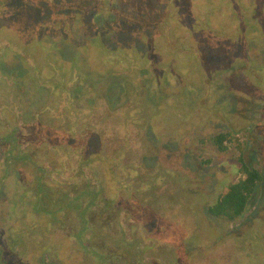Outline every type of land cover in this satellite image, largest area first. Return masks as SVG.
I'll list each match as a JSON object with an SVG mask.
<instances>
[{
	"label": "rangeland",
	"instance_id": "rangeland-1",
	"mask_svg": "<svg viewBox=\"0 0 264 264\" xmlns=\"http://www.w3.org/2000/svg\"><path fill=\"white\" fill-rule=\"evenodd\" d=\"M46 1L0 0V26L25 30L35 24L25 37L37 36L45 47H37L43 53H35L40 68L33 78L26 77L30 69L19 55L10 51L0 58L2 72L16 71L23 83L9 95L3 89L7 97L0 116L12 126L16 116L8 108L26 109L30 119L45 101L56 102L59 91L43 82L60 76L78 91L72 126L96 130L95 148L109 151L97 158H115L114 177L108 166L99 167L104 182L99 179L98 189L129 184L125 193L133 204L125 200V208L133 211L137 224L130 234L155 242L140 253L127 249L128 255L153 256L163 263L173 259L174 264H264V0H163L166 5L133 0L126 12L139 25L111 16L114 24L89 32L83 26L65 32V12L48 15L52 4ZM79 1L58 3L76 7ZM246 24L252 27L246 36L228 32L221 41L208 29ZM72 51L78 56L76 71ZM48 52L57 68L47 62ZM7 130L0 126V136ZM225 131L241 133L245 162L263 176L234 224L210 216L208 207L238 179L239 164L232 158L238 151L231 146L225 154L201 142ZM85 137L93 144V135ZM11 163L5 166L10 169ZM13 171L1 174L0 264L77 263L71 248H84L58 238L54 225L35 222L31 209L37 210L38 203Z\"/></svg>",
	"mask_w": 264,
	"mask_h": 264
},
{
	"label": "trees",
	"instance_id": "trees-1",
	"mask_svg": "<svg viewBox=\"0 0 264 264\" xmlns=\"http://www.w3.org/2000/svg\"><path fill=\"white\" fill-rule=\"evenodd\" d=\"M60 1L47 0L46 2L52 4H49L47 14L59 17V11H64L65 32L69 31L70 26L73 28L83 26L88 32L99 30L103 25L106 27L114 24L111 16L114 19H122L121 24L139 25L134 16L126 12L129 11V5L134 4L133 0H80L76 7L68 6V2L58 3ZM159 1L162 2L163 0ZM58 7L60 8L57 9ZM148 8L150 9V6ZM108 17L109 19L106 21ZM99 21L102 22V25L98 23ZM33 26L25 28V30L22 28L13 30L5 28V25L0 26V58L10 51L19 55L23 62L29 66L30 73L29 70L26 73L28 78H33V71L37 73L40 68V65L35 64L37 59L35 53L40 52L41 56L43 51H38L37 47L45 48L42 41L38 42L37 36H31L27 41L25 36L27 31L32 30ZM57 26L61 27L62 25L58 23ZM199 29L205 28L201 26ZM208 29L211 32L210 37H217L221 41L220 36H223L224 33L238 31V36H246L252 27L246 24L245 28L241 29L234 27L220 31L212 30L210 27ZM96 34L95 37L100 38L98 31ZM19 40L21 41L19 42ZM83 47L85 49L87 46L84 44ZM108 52L106 50V53ZM48 54L50 55L49 58L44 53L48 59L47 62L52 63V68H57V62L52 61L53 56L49 52ZM69 54L74 57L73 61L76 64L72 63L71 65L72 69L76 71L78 69L76 66L78 62L77 52L72 51ZM248 67L252 66L248 64ZM21 81L22 78L16 71L6 74L0 68V108H2L7 94L11 92V88L19 86ZM51 81L54 82V85H51ZM40 82L42 83V81ZM43 83L50 91L56 89L59 91L56 101L59 103L58 106L55 105L54 99L50 98L47 102L45 101V104L41 106L42 108L40 107V111H37L38 108L31 111L30 119L25 116L26 109L17 112L15 107L8 108L16 116L12 126L3 116H0V126L8 128L7 133L0 136V184L4 183L1 174L7 175L6 171H15L16 175L19 176H16L17 182L26 183L25 191L31 200L35 199L36 204L38 203L39 208L37 210L35 207L31 209V215L36 220L35 222L41 221L44 224L54 225V233L59 236L58 238L63 237L65 242L78 243L84 248L83 251L77 252L71 248L73 252L71 255L77 261L75 264H86V262L87 264L163 263L161 259L153 256L138 257L127 254V249L134 254L135 252L140 253L143 247L153 248L155 245L152 240L149 243L148 237L142 242L140 238L132 237L130 234L134 226L137 225L135 219L130 215H134L133 211L125 208V205L133 204L129 194L125 193L127 190L129 192L131 188L128 184V186L122 185V189L108 188L107 192H104L101 185L100 192L98 181L100 179L103 183L104 176L100 174L99 167L105 164L112 172L111 176L114 177L115 158H97L101 153L105 154L109 151L105 150L104 146L102 152L95 148V137L98 136L96 130L91 132L89 128L82 125L72 126L74 124L72 117L75 118V110L73 109L78 91L71 90L70 83L61 80L60 76ZM3 89H5L4 91L7 90L6 95ZM19 102L17 101V103ZM18 109H20L19 105ZM109 115L110 113L106 116L109 118ZM80 130L85 133L79 132ZM88 134L93 135V144H90L86 139L85 135ZM242 138L241 133L225 131L201 140L202 144H211L221 153H229L231 146L234 147L233 150L238 151V155L232 156L233 160L239 164L238 179L231 182L216 201L208 207L210 216L227 224H234L240 220L247 209L251 196L263 181L261 171L245 162L246 143ZM111 143L110 141L109 146ZM129 146H127L128 150ZM89 149H92V152ZM36 158L39 160L35 161ZM6 161L12 162L10 169L5 166ZM100 161H102L101 164ZM205 163L207 164L209 161ZM111 179L112 177L107 181V185ZM121 182L119 183L121 184ZM123 193L126 195L124 199L120 197ZM125 200L130 202L127 204ZM72 213L76 214L74 219ZM173 262L174 260L171 259V261H166L163 264H174Z\"/></svg>",
	"mask_w": 264,
	"mask_h": 264
}]
</instances>
